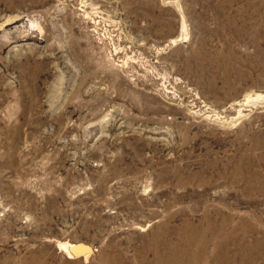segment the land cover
Instances as JSON below:
<instances>
[{
    "label": "rangeland",
    "instance_id": "1",
    "mask_svg": "<svg viewBox=\"0 0 264 264\" xmlns=\"http://www.w3.org/2000/svg\"><path fill=\"white\" fill-rule=\"evenodd\" d=\"M161 258L264 264V0H0V264Z\"/></svg>",
    "mask_w": 264,
    "mask_h": 264
},
{
    "label": "bare ground",
    "instance_id": "2",
    "mask_svg": "<svg viewBox=\"0 0 264 264\" xmlns=\"http://www.w3.org/2000/svg\"><path fill=\"white\" fill-rule=\"evenodd\" d=\"M60 247H62L68 254V257L69 258H73V256L76 254V253H81V251H83L82 249H78L74 246H71L70 244H65V245H60ZM87 253V252H86ZM187 253V252H186ZM88 256V255H87ZM179 258V256L177 257V259ZM190 258V257H188ZM186 259V258H185ZM177 262V263H176ZM176 262H172L169 260V258H161L158 262V264H187V263H191L194 262V261H185L184 259L181 260V261H176Z\"/></svg>",
    "mask_w": 264,
    "mask_h": 264
},
{
    "label": "water",
    "instance_id": "3",
    "mask_svg": "<svg viewBox=\"0 0 264 264\" xmlns=\"http://www.w3.org/2000/svg\"><path fill=\"white\" fill-rule=\"evenodd\" d=\"M84 252L80 253V254H83Z\"/></svg>",
    "mask_w": 264,
    "mask_h": 264
}]
</instances>
